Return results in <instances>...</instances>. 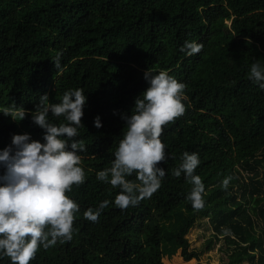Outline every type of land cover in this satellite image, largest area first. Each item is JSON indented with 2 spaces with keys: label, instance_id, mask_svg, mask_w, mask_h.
Here are the masks:
<instances>
[{
  "label": "trees",
  "instance_id": "obj_1",
  "mask_svg": "<svg viewBox=\"0 0 264 264\" xmlns=\"http://www.w3.org/2000/svg\"><path fill=\"white\" fill-rule=\"evenodd\" d=\"M185 40L202 43L201 51L186 55ZM58 53L59 70L51 60ZM255 59L264 63V0H0V105L26 110L18 122L0 113V149L13 134L42 141L31 120L40 95L58 102L78 87L87 96L74 138L87 150L85 181L69 193L80 205L73 237L40 248L29 264H165V241L182 248L184 261H200L188 235L205 219L213 230L206 248L221 242L227 264H264L257 222L264 219V90L248 78ZM147 68L185 83V112L161 134L168 159L159 162L166 169L160 188L121 210L111 203L119 188L95 174L111 165L125 128L121 114L148 87ZM186 150L200 158L199 210L185 199L191 186L183 174L171 175ZM103 200L109 204L98 220H86L83 212ZM0 264L12 262L4 256Z\"/></svg>",
  "mask_w": 264,
  "mask_h": 264
},
{
  "label": "clouds",
  "instance_id": "obj_2",
  "mask_svg": "<svg viewBox=\"0 0 264 264\" xmlns=\"http://www.w3.org/2000/svg\"><path fill=\"white\" fill-rule=\"evenodd\" d=\"M202 47L196 40H185L180 50L191 56ZM51 60L59 70V53ZM261 60L252 61L248 78L264 90ZM144 79L148 87L135 97L131 113L121 114L125 128L114 151L110 149V167L95 174L98 181L119 188L111 203L121 210L137 206L160 188L166 169L159 162L168 159L161 134L169 122L184 114L187 101L185 83L168 71L147 68ZM86 102V94L78 87L66 89L58 102H50L47 93L40 95L31 120L43 129L42 141L32 139L30 133L13 134L11 143L0 149V257H9L12 264H29L40 248L73 237L80 205L69 193L85 181L81 153L87 150L82 139L74 138L84 127ZM0 113L17 122L26 116V110L15 103L0 105ZM93 123L102 126L99 115ZM199 164L198 153L186 150L171 169L172 176L183 174L191 186L185 199L195 210L204 207L205 185L195 173ZM133 174L135 179H129ZM229 181L230 177H225L220 186L227 189ZM108 204L103 200L97 207L87 208L83 217L96 222Z\"/></svg>",
  "mask_w": 264,
  "mask_h": 264
},
{
  "label": "rangeland",
  "instance_id": "obj_3",
  "mask_svg": "<svg viewBox=\"0 0 264 264\" xmlns=\"http://www.w3.org/2000/svg\"><path fill=\"white\" fill-rule=\"evenodd\" d=\"M264 173V168L261 169ZM258 225L264 227V219H257ZM213 237V230L208 224V220H200L196 226L190 231L188 238L191 242V249L202 252L200 261L192 259L188 262L184 261L181 256L182 248L174 242H163V261L165 264H227L225 250L222 251L221 242L215 243L210 248H206L205 244ZM249 264V263H244Z\"/></svg>",
  "mask_w": 264,
  "mask_h": 264
}]
</instances>
